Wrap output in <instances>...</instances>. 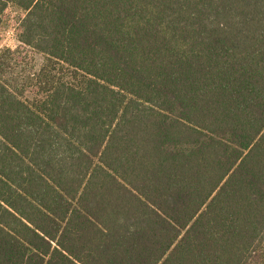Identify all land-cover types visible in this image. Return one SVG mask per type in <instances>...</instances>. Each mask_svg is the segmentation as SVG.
Segmentation results:
<instances>
[{
    "label": "trees",
    "instance_id": "1",
    "mask_svg": "<svg viewBox=\"0 0 264 264\" xmlns=\"http://www.w3.org/2000/svg\"><path fill=\"white\" fill-rule=\"evenodd\" d=\"M10 8L0 264H264V0Z\"/></svg>",
    "mask_w": 264,
    "mask_h": 264
},
{
    "label": "rangeland",
    "instance_id": "2",
    "mask_svg": "<svg viewBox=\"0 0 264 264\" xmlns=\"http://www.w3.org/2000/svg\"><path fill=\"white\" fill-rule=\"evenodd\" d=\"M19 15L20 13L17 11L11 8L8 9L5 15V23L0 27V49L4 47L17 49L16 61L19 63V65H22L23 68V66L26 67L27 65L25 62H28L29 65H31L36 70L42 62V56L38 53H34L26 47L21 46L16 39V21ZM20 68L21 67L19 66L16 71H18ZM26 68H28V66ZM32 94V90L26 91V96L31 97Z\"/></svg>",
    "mask_w": 264,
    "mask_h": 264
},
{
    "label": "built area",
    "instance_id": "3",
    "mask_svg": "<svg viewBox=\"0 0 264 264\" xmlns=\"http://www.w3.org/2000/svg\"><path fill=\"white\" fill-rule=\"evenodd\" d=\"M8 46V45H7Z\"/></svg>",
    "mask_w": 264,
    "mask_h": 264
}]
</instances>
